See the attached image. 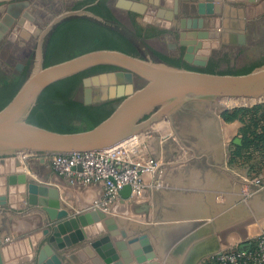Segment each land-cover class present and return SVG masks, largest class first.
<instances>
[{
    "label": "crops",
    "instance_id": "crops-1",
    "mask_svg": "<svg viewBox=\"0 0 264 264\" xmlns=\"http://www.w3.org/2000/svg\"><path fill=\"white\" fill-rule=\"evenodd\" d=\"M2 2L5 4L0 5V31L10 29L11 18L15 19L16 13L27 6V1L0 0ZM110 2L118 16H134L145 24L142 25L144 29L163 30L168 33L163 36L165 39L183 41L184 47H188V43H199L203 51L219 48L241 32L240 27H232V24L226 28L224 15L215 16L218 6H225L224 0ZM211 2L214 13L208 14ZM263 12V1L247 5L244 18H257ZM228 17V20L243 18L240 14H228ZM200 18L204 19L202 29L193 27L192 22V27H188L190 19ZM28 28L24 26L21 30L25 37L29 36ZM204 32L209 33L207 37L198 38V34ZM8 37L15 39L17 34L12 31ZM152 37L147 40H155ZM151 45L164 48L156 41ZM192 106L198 114L196 119L183 125L162 123L155 130L158 136L140 138L145 151L159 160L162 172L144 176L146 188L142 196L123 199L120 194L108 209L99 206L103 197L102 184L84 186L71 182L53 169L51 158L44 159L41 155H30L26 159L23 155L0 157L3 264H103L92 246V241L99 238L94 234L97 233L96 223L85 228L89 237L70 247L56 250L50 244L53 224L45 210L49 195L40 191V186L56 189L62 206L69 210L71 217L98 209L107 218H113L115 223L106 225L103 235L108 234L109 229L120 232L121 247L117 251L121 259H130L131 264H137L135 250L144 255L149 251L156 253V257L145 264L154 261L159 264H206L211 254L247 241L248 238L242 239L243 235L263 231L264 173L259 184L257 176L243 177L240 163L230 162L242 123L225 121L216 105ZM191 121L194 123L189 126ZM174 128L177 134H171ZM158 181L161 186L156 185ZM143 236L148 238V246L141 245L140 241L135 246L130 245L131 240Z\"/></svg>",
    "mask_w": 264,
    "mask_h": 264
},
{
    "label": "water",
    "instance_id": "water-1",
    "mask_svg": "<svg viewBox=\"0 0 264 264\" xmlns=\"http://www.w3.org/2000/svg\"><path fill=\"white\" fill-rule=\"evenodd\" d=\"M208 5L210 7L208 14L214 13V4L211 2ZM68 14L67 12L65 16ZM62 18V16L56 18L51 26ZM96 18L102 23L114 25L101 16ZM14 20L11 18L10 25ZM191 22L195 28L204 27L203 18L190 19L188 27H192ZM230 22L232 27H240L239 34L245 35L246 19L233 18ZM24 26L26 29L30 27L27 22ZM225 27L229 28L226 25ZM7 30L9 29L4 28L0 31V39ZM26 33L29 35L28 30ZM208 34L199 33L198 38L207 37ZM130 35L128 36L133 39ZM199 50H202L201 44L198 43L196 48L190 44L185 59L196 65H206L209 57L199 54ZM103 64L117 66L119 69L84 79L86 103L121 98L112 114L102 123L89 130L66 133L28 122L31 111L48 86ZM139 79L145 83L140 88L137 87ZM228 98L242 102L235 106L264 102V65L246 74L207 73L113 49L94 50L49 66H44L42 59L39 58L18 92L0 110V157L23 155L26 159L35 154H42L45 157L113 148L133 137L145 134L162 121H169L172 124L174 115L188 105H219V111L223 112L225 108H220V105L223 104V99ZM147 115L149 116L146 118ZM235 143L240 144L241 139H235ZM37 188L39 190V187ZM40 191L49 195L48 206L45 207L53 224L49 242L56 250L85 240L89 237L85 228L96 223L97 233L94 234L99 235V238L92 241V246L100 255L103 264L132 263L128 258L121 259L122 256L117 251L121 247L118 230L109 229L108 234L103 235L107 231L105 226L115 223L113 218H107L98 209L71 217L69 210L62 206L56 189L40 186ZM131 193L132 188L129 185L121 190L123 199H129ZM74 230L75 232L71 233ZM138 241L143 246L150 243L148 238L143 236L131 240L130 245L135 246ZM134 254L137 264H145L156 257L154 251L144 255L142 251L135 250ZM0 264H3L1 252ZM150 264L159 262L154 261Z\"/></svg>",
    "mask_w": 264,
    "mask_h": 264
},
{
    "label": "flooded vegetation",
    "instance_id": "flooded-vegetation-1",
    "mask_svg": "<svg viewBox=\"0 0 264 264\" xmlns=\"http://www.w3.org/2000/svg\"><path fill=\"white\" fill-rule=\"evenodd\" d=\"M19 1H27V6L25 5L26 7L23 8L22 12H20V14L18 13V16H15V20L11 27L16 32L17 38L12 39L6 36L5 38L2 37L0 39V92L5 91L10 85L12 86L14 81H17L22 76L27 74L29 75L39 58L42 59V64L46 66L47 62L54 61L63 56L73 58L84 54V51L90 48L97 41L98 23L118 29L128 36L130 34H126L125 28L121 27L122 24L125 25L126 23L123 18L127 19L132 24V29H134V35H130L133 39H131L129 36L128 37L135 43L142 53V48L139 46L136 40V38L138 39L140 37L137 36L135 27L133 25L134 16L124 15L123 17L115 14L110 6L111 0H106V3L116 17V20L107 19L97 13V5L101 0ZM84 1L86 2L84 3ZM67 12L69 14L65 16ZM60 16L63 18L51 26V23ZM96 16H101L114 25L102 23L96 18ZM26 22L32 26V29L28 28L29 36L27 37L21 34V30L24 28V24ZM136 22L141 24L137 20ZM115 25L117 26L115 27ZM142 25L145 24L142 23L141 26ZM145 30L146 32H150L152 28H146ZM246 32L247 28L245 29V33ZM164 35H168V33H163L152 38L161 41V38ZM147 46L154 57L158 60L164 61L163 59L156 56L154 52H159L171 58H181L184 65L187 63L188 65L197 68H203L210 65H218L219 67L220 64H222L226 59L224 55L225 53L223 52L226 47L225 45L221 46L220 49L214 51V53L211 54V57L208 58L206 65H194L193 63L188 62L185 59L186 53L182 45H180L181 48L178 52H166L161 48L151 45L150 43H147ZM97 66H94L90 69H95ZM102 72L107 71L95 70L94 72L82 77L80 83L70 89V99L72 101L83 103L87 106H115V104L118 103L121 98L107 100L100 103H86L84 79ZM9 82L12 83L8 85ZM194 117H198V114L192 105H188L176 113L173 119L174 123L181 124L194 119Z\"/></svg>",
    "mask_w": 264,
    "mask_h": 264
},
{
    "label": "trees",
    "instance_id": "trees-1",
    "mask_svg": "<svg viewBox=\"0 0 264 264\" xmlns=\"http://www.w3.org/2000/svg\"><path fill=\"white\" fill-rule=\"evenodd\" d=\"M86 1H84L85 3ZM89 2V1H88ZM97 13L107 19L116 20V17L108 7L106 0H101L98 3ZM133 25L136 30L138 37H142L145 40L152 37L161 35L164 33L163 30L152 29L150 32L146 30L136 22L133 18ZM98 38L96 43H94L90 48L86 49L84 52H91L99 49H113L119 50L128 54H132L138 57H143L140 49L135 45V43L123 32L118 29H114L108 26H104L100 23L97 24ZM83 52V53H84ZM156 56L163 59L165 62L177 66L185 67L190 70H197L207 73H219V74H246L254 70L255 68L264 65V62H258L253 66L245 68L237 72H219L217 70L218 65H210L203 68L192 67L182 62L181 58H171L166 55H163L159 52H154ZM70 59V57H60L54 61H49L46 63V66L63 62ZM119 69L117 66L113 65H99L95 69H88L57 81L50 86H48L40 95L36 106L31 111L28 122L53 130L57 132H79L92 129L102 123L107 117H109L112 112L115 110L116 106L102 107L95 105H84L70 99V89L80 83L82 77L97 71H109ZM28 74L22 76L17 81L9 82L7 89L3 92H0V110H2L15 96L18 90L21 88L25 80L27 79ZM259 105L253 107V109L258 108ZM251 108L238 107L232 110H225L222 112V117L225 121L231 122L236 119H241L242 116L246 115L248 112H251ZM149 115L146 116V118ZM75 121H81L88 128H82L76 125ZM244 122V121H243ZM245 127H250V125H244L240 129V134L243 137V143L241 145L236 144L235 149L231 153L230 162L239 163L240 157L239 154L245 149L254 145L257 150L264 152V130H260L257 124L252 128V132L246 131ZM249 134L252 138L249 137ZM264 157V153L262 154ZM241 164V163H240ZM255 242V239H250L240 243L238 246L241 248H246L252 245Z\"/></svg>",
    "mask_w": 264,
    "mask_h": 264
},
{
    "label": "built area",
    "instance_id": "built-area-1",
    "mask_svg": "<svg viewBox=\"0 0 264 264\" xmlns=\"http://www.w3.org/2000/svg\"><path fill=\"white\" fill-rule=\"evenodd\" d=\"M51 157L53 169L67 176L71 182L84 186L102 184L103 197L99 206L104 209L119 199L126 185L132 188L130 197L142 196L146 188L144 176L162 172L159 160L150 156L142 141L136 137L105 150L55 154ZM260 182L256 179V183ZM156 185L161 186V182ZM206 264H264V230L252 245L246 248L236 245L211 254Z\"/></svg>",
    "mask_w": 264,
    "mask_h": 264
},
{
    "label": "rangeland",
    "instance_id": "rangeland-1",
    "mask_svg": "<svg viewBox=\"0 0 264 264\" xmlns=\"http://www.w3.org/2000/svg\"><path fill=\"white\" fill-rule=\"evenodd\" d=\"M262 1L264 3V0H224L225 6H223L222 4H221L222 6L219 5L217 8V12L215 13V16H221L222 17L224 15V18L226 17L225 25L228 27L231 24L230 20H228V18H229L228 14H240L244 18L246 16L245 15V9H246L247 5H255V4H257V2H262ZM3 4H5V3L4 2L0 3V5H3ZM16 15H17V13H16ZM123 19L126 23H125V25L122 24L121 27L125 28V31H127L128 33L134 35V29H132V24L127 19H125V18H123ZM246 25H247V27H246L247 32L245 33V35L237 34V35L231 36V38L228 37L229 38L228 41H226L225 43H223L221 45V46H224V45L226 46L225 50L223 51L225 53L224 55H225L226 59L217 68V70L219 72H237V71L243 70L245 68H248L250 66H253L258 62H264V12L261 15H259L257 18H253V19L249 18L247 20ZM11 31H14V30L12 28L7 30V32L4 33V35L2 34L3 37L4 38L6 36L8 37L10 35ZM220 35H222V33ZM157 36H159V35H157ZM136 40H137V43L139 44V46L142 48L143 57L153 58L154 60H157V59L154 57L152 52L149 50L147 43L151 44L154 41L159 42L164 47L162 49L166 52H178V51H180V48H181L180 45L182 43H184L183 41L180 42V40L174 41L172 38L169 40L168 38L165 39L164 37H162L161 41H159L157 39H155V40H147L146 39L147 41H145L144 38H138V39L136 38ZM170 44H174V47L170 46ZM193 46L196 48L198 46V43H193ZM188 47H189V43H188ZM188 47L183 46V48L185 49V53L188 51ZM220 47L218 48L216 46V48H214V49H207L205 51L199 50V52L200 51L203 52L202 55L209 53L207 56L210 58L211 54L214 53V51H217L218 49H220ZM194 65H196V64H194ZM144 84H145L144 81H142L140 79L137 81V87L138 88L144 86ZM118 103H116L115 106H117ZM192 105H196V104H192ZM257 105H259V107L253 109V107H255ZM238 107H246V108L252 109L251 112H248L246 115L241 117L242 120L236 119L242 123L241 128L244 127V125H250L249 129H248V127H245L247 129L246 131H248L250 133L254 130V128H252V127L255 124H257L261 131L264 130V102L254 104V105H248V106H231V105L226 106V103H223L222 105H220V108H225V110H232V109L238 108ZM196 118L197 117H194V119H196ZM173 122H174V119H173ZM173 122H172V124H173ZM197 122H198V124L200 123L199 121L196 120L195 123H197ZM75 123H76V125H78L82 128H88L86 125L81 123V121H75ZM184 123L185 122H183L182 125ZM193 123L194 122L191 121L189 123V126H190V124H193ZM157 127L158 126L152 128L151 130H149L148 132L143 134V136L144 137H145V135L148 137L158 136L159 133L156 134V132H155ZM171 132H172L171 134H177L178 131H176L174 128V130ZM242 135L240 134V130H239V133L237 136L238 138L241 139V143L239 145H241L243 143ZM249 137L252 138L250 134H249ZM136 138L140 139V137L139 138L136 137ZM250 146L251 147L245 148L241 152V154H239V157H240L239 163H241V167H242V171H243L242 175H243V177L248 176V174H249V176L250 175L251 176H257L258 179L261 181V180H263V176H264L263 175L264 169H261L262 165L264 164L263 163L264 157L262 155L264 152H262L261 150L259 151V150L255 149L254 147H252L254 145H250ZM233 148L235 149V145H233ZM35 155L43 156L42 154H35ZM44 158H52V157L51 156H45ZM258 235L259 234H257V233H252V234H249L246 236L243 235L242 239H246V238H248L249 240L250 239H256L258 237Z\"/></svg>",
    "mask_w": 264,
    "mask_h": 264
},
{
    "label": "bare ground",
    "instance_id": "bare-ground-1",
    "mask_svg": "<svg viewBox=\"0 0 264 264\" xmlns=\"http://www.w3.org/2000/svg\"><path fill=\"white\" fill-rule=\"evenodd\" d=\"M30 28H32V26ZM222 102L226 103V106L227 105L235 106V105H240L242 103V102H239L237 99H233V98L223 99ZM165 122H169V121H162L159 123V125H161L162 123H165ZM159 125H157V126H159ZM136 137L142 138L144 136H143V134H141V135L136 136ZM138 140L141 141L140 139H138Z\"/></svg>",
    "mask_w": 264,
    "mask_h": 264
}]
</instances>
